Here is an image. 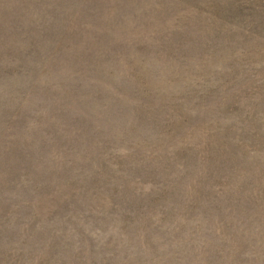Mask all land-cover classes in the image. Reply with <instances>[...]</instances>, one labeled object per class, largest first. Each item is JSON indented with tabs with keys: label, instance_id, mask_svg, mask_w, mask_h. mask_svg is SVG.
I'll return each mask as SVG.
<instances>
[{
	"label": "rangeland",
	"instance_id": "374dc122",
	"mask_svg": "<svg viewBox=\"0 0 264 264\" xmlns=\"http://www.w3.org/2000/svg\"><path fill=\"white\" fill-rule=\"evenodd\" d=\"M0 264H264V0H0Z\"/></svg>",
	"mask_w": 264,
	"mask_h": 264
}]
</instances>
